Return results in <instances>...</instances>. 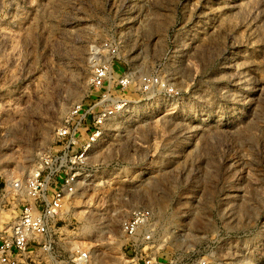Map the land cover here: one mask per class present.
I'll return each mask as SVG.
<instances>
[{"label":"rangeland","instance_id":"374dc122","mask_svg":"<svg viewBox=\"0 0 264 264\" xmlns=\"http://www.w3.org/2000/svg\"><path fill=\"white\" fill-rule=\"evenodd\" d=\"M110 62L112 82L133 78L114 88L130 107L49 251L19 264H73L80 250L100 264H264V0H0V188L97 100L95 69ZM149 78L160 87L146 93ZM137 207L154 211L151 242L122 235Z\"/></svg>","mask_w":264,"mask_h":264},{"label":"built area","instance_id":"2783aa9c","mask_svg":"<svg viewBox=\"0 0 264 264\" xmlns=\"http://www.w3.org/2000/svg\"><path fill=\"white\" fill-rule=\"evenodd\" d=\"M111 66L110 62L95 69L92 85L103 92L97 100L72 108L66 124L56 132L55 146L40 158L31 174L7 179L0 188L1 212L11 211L18 204L14 220L0 228V264H19L32 248L49 251L51 237L71 197L90 177L91 157L104 142L111 124L130 107V102L119 98L114 88L121 92L129 90L133 78L127 74L112 82ZM142 85L149 93L160 87V80L145 79ZM155 221L153 209L137 207L123 220L122 235L127 242H151ZM73 264L100 263L90 252L80 250ZM145 264L172 263L148 259Z\"/></svg>","mask_w":264,"mask_h":264}]
</instances>
